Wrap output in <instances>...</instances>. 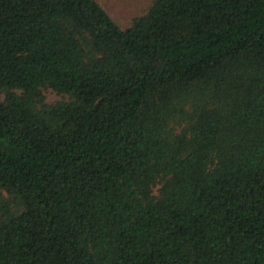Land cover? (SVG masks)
<instances>
[{
    "label": "trees",
    "instance_id": "1",
    "mask_svg": "<svg viewBox=\"0 0 264 264\" xmlns=\"http://www.w3.org/2000/svg\"><path fill=\"white\" fill-rule=\"evenodd\" d=\"M0 92V264H264V0H0Z\"/></svg>",
    "mask_w": 264,
    "mask_h": 264
},
{
    "label": "rangeland",
    "instance_id": "2",
    "mask_svg": "<svg viewBox=\"0 0 264 264\" xmlns=\"http://www.w3.org/2000/svg\"><path fill=\"white\" fill-rule=\"evenodd\" d=\"M112 16L114 21L123 29L130 27L134 20L146 13L154 0H97ZM47 102L61 100V96L53 90H44ZM0 98L4 96L0 92Z\"/></svg>",
    "mask_w": 264,
    "mask_h": 264
}]
</instances>
